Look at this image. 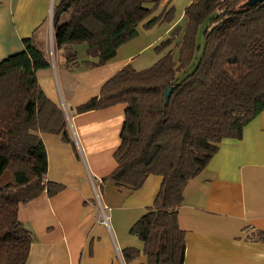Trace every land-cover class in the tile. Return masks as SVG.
<instances>
[{
	"label": "trees",
	"instance_id": "trees-1",
	"mask_svg": "<svg viewBox=\"0 0 264 264\" xmlns=\"http://www.w3.org/2000/svg\"><path fill=\"white\" fill-rule=\"evenodd\" d=\"M161 1L61 0L52 8V50L69 47L67 66L76 58L73 47L84 45L86 56L96 61H83V66H102L137 37L146 19L147 29L172 20V8L151 17ZM179 31L175 28L154 47L160 56L150 67L124 65L96 96L74 108L82 114L125 105L120 144L113 153L116 167L103 181L135 191L148 176L161 177L152 205L129 229L141 249H124L126 264L140 256L146 264H183L184 232L177 215L186 184L205 168L223 139H239L264 111V0L193 1L184 9L176 41ZM22 43L21 52L0 60V264H25L34 241L18 220L19 206L62 189L46 179L39 134L71 142L63 109L37 81V71L48 68L50 60L31 39ZM230 65L242 66L244 74L233 77ZM167 87L171 92L164 104ZM255 238L264 241V232Z\"/></svg>",
	"mask_w": 264,
	"mask_h": 264
},
{
	"label": "crops",
	"instance_id": "crops-1",
	"mask_svg": "<svg viewBox=\"0 0 264 264\" xmlns=\"http://www.w3.org/2000/svg\"><path fill=\"white\" fill-rule=\"evenodd\" d=\"M60 1L0 0V60L21 52L24 39L41 48L50 66L37 71V81L45 96L63 109L71 140L39 134L47 157L46 179L62 189L19 206L18 220L34 237L25 264H126L122 251L141 249L129 229L152 205L161 177L148 176L135 191L103 181L116 167L113 153L120 144L125 105L82 114L74 108L96 96L144 49L168 38L170 29L184 22V9L196 0H162L151 17L172 8V24L149 39L160 22L147 29L146 19L136 38L94 68L82 64L96 61L86 56L85 46L78 57L75 49V61L67 66L69 47L52 50V8ZM177 221L184 232L183 264H264V241L255 238L256 232H264V111L243 128L239 139H223L205 168L188 181ZM130 264H146L145 257Z\"/></svg>",
	"mask_w": 264,
	"mask_h": 264
},
{
	"label": "rangeland",
	"instance_id": "rangeland-1",
	"mask_svg": "<svg viewBox=\"0 0 264 264\" xmlns=\"http://www.w3.org/2000/svg\"><path fill=\"white\" fill-rule=\"evenodd\" d=\"M172 23L170 22H160L158 23L157 25H155L153 28H152V36L149 37V39H154L156 38L157 36H159L167 27H169ZM184 27V22H180L178 24H176L174 27H172L169 31V35H171V33L173 32V30L175 28H180V31H179V35L178 37L175 39L176 41H179L180 38H181V34H182V29ZM200 32L202 31V28L199 30ZM199 40V42L201 41L200 39V35L199 37L197 38V41ZM146 41H144L145 43ZM84 45H78V46H74V50L78 49L77 50V57L78 56H81L83 54L82 52V49L81 47H83ZM173 52H174V58L176 59V55H177V52L175 50V48L173 49ZM52 53V52H51ZM137 56V55H136ZM158 54H156L155 50L153 47H148L146 49H144L141 54L137 57H135L133 63L131 64V66L135 69V70H142V69H146L148 67H150L152 64H154V62L157 60L158 58ZM79 60V59H78ZM227 70L229 71V73L235 77V78H240L243 74H244V68L240 65H230L228 66ZM135 237V236H134ZM138 240V239H137ZM139 245H141V242L138 240L137 242Z\"/></svg>",
	"mask_w": 264,
	"mask_h": 264
},
{
	"label": "water",
	"instance_id": "water-1",
	"mask_svg": "<svg viewBox=\"0 0 264 264\" xmlns=\"http://www.w3.org/2000/svg\"><path fill=\"white\" fill-rule=\"evenodd\" d=\"M259 1H262V0H249V3H256V2H259ZM170 92H171V87H167L165 89V92H164V104H167V101H168V97L170 95Z\"/></svg>",
	"mask_w": 264,
	"mask_h": 264
},
{
	"label": "built area",
	"instance_id": "built-area-1",
	"mask_svg": "<svg viewBox=\"0 0 264 264\" xmlns=\"http://www.w3.org/2000/svg\"><path fill=\"white\" fill-rule=\"evenodd\" d=\"M103 209H104V210H105V209H106V210H109V208H107V207H105V206L103 207ZM101 217H102V219L106 220V217L104 216V213H102V216H101Z\"/></svg>",
	"mask_w": 264,
	"mask_h": 264
}]
</instances>
